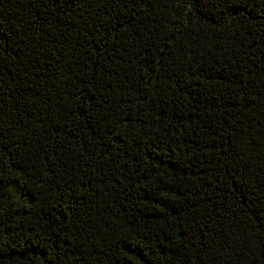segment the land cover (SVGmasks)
<instances>
[{"label": "trees", "instance_id": "16d2710c", "mask_svg": "<svg viewBox=\"0 0 264 264\" xmlns=\"http://www.w3.org/2000/svg\"><path fill=\"white\" fill-rule=\"evenodd\" d=\"M0 264H264V0H0Z\"/></svg>", "mask_w": 264, "mask_h": 264}]
</instances>
